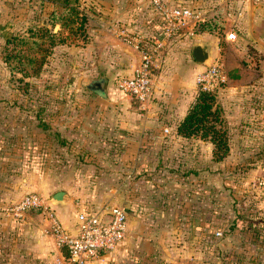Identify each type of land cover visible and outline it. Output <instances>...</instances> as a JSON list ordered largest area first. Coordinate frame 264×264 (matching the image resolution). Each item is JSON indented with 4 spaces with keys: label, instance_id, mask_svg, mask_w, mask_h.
I'll return each mask as SVG.
<instances>
[{
    "label": "rangeland",
    "instance_id": "rangeland-1",
    "mask_svg": "<svg viewBox=\"0 0 264 264\" xmlns=\"http://www.w3.org/2000/svg\"><path fill=\"white\" fill-rule=\"evenodd\" d=\"M170 1L193 6L200 0ZM213 1H217L215 12L206 18L213 27L201 30V37L193 42L206 44L210 62L219 57L223 63L226 80L211 93L224 120L228 154L215 161L205 140L199 151L184 150L177 141L172 150L144 155L151 158L152 154V159L163 162L139 170L136 176L131 168L118 167L116 180L120 109L114 103L118 101V57L111 43L118 39V27L107 24L108 14L98 6L99 0H0V169L9 170L12 180L24 174L30 181L36 174L48 197L27 193H37L53 208L50 196L54 189L67 188L65 180L74 186L81 183L85 198L97 196L90 205L109 202L127 210L129 233L131 224L157 226L153 239L166 241L188 257L196 256L202 264H264V187L259 185L264 177V124L252 127L254 121L244 118L228 121L226 104L220 102L232 95L228 90L231 78L255 80L258 72L243 75L233 73L239 68L228 70L248 64L241 54L222 49L244 41V30L227 19L223 8L229 0H204V4ZM81 15L86 16L83 23ZM61 19L70 22L61 26ZM191 50L189 44L185 53L189 57ZM20 51L34 57L44 55L42 67L37 70V66L20 63ZM251 56L252 68L259 69L260 57ZM109 65H113L111 70ZM205 67L200 64L196 74ZM101 76L110 77L112 85L106 81L105 87L113 103L83 86ZM196 88L199 92L197 84ZM128 100L127 110L142 117L154 103L153 99L143 109L135 98ZM194 139L200 140L195 136L190 142ZM147 195L151 200L145 199ZM23 196L0 205V217L17 223L34 212L40 217L42 235L49 237L39 212L28 210L19 215L12 210ZM1 234V245V240L11 242L9 232ZM6 254L0 249V257Z\"/></svg>",
    "mask_w": 264,
    "mask_h": 264
},
{
    "label": "crops",
    "instance_id": "crops-1",
    "mask_svg": "<svg viewBox=\"0 0 264 264\" xmlns=\"http://www.w3.org/2000/svg\"><path fill=\"white\" fill-rule=\"evenodd\" d=\"M216 2L213 1V4L207 5L204 4V0H200L194 3L193 6L206 12V18H208L215 12ZM98 6L107 12L105 13L108 14L105 15L107 24L116 26V29L117 27L118 29L126 28L128 32L146 39L150 47L154 46L159 26L151 16L149 0H99ZM223 9L228 20L237 22L238 30L243 28L245 39L236 42V44L228 41L229 44H226L227 46L222 47V49L229 50L230 53L233 52L232 54L235 55L241 54L244 60L248 62L246 65L248 68L246 66L242 68L240 64H236L229 67L228 70L239 68L233 73L243 75L247 71L255 70L258 72L256 74L258 78L244 81L231 78L228 82V90L232 95L227 97L224 102L222 100L220 102L222 105L226 104L228 121L234 122L244 118L249 123L254 121L252 127H258V125L264 124V10L254 5L251 0H234L233 2L229 0ZM200 37L199 34L193 37L184 36L179 40L166 41L164 47L154 55L151 69L153 81L151 103H153V99L154 103L152 104V110L146 112L143 117L133 109L127 110L129 109L128 99L131 97L121 92L117 87L118 79H116L118 101H114V103L118 102V109H120L118 110V128L116 129L118 149L114 158L117 171L116 180H118V167L121 170L131 168L135 173L133 176H136L139 174V170L163 162L159 159H152V154L151 158L147 156L144 158V155L149 153L148 156H150V153L172 150L173 143L177 141H181L184 150L191 148L196 151L205 142L211 156L212 143L209 141L203 142L201 139H194V143H192L190 138L182 137L177 132L178 124L185 117L198 94L194 77L200 69V64L194 59L192 50L194 43ZM195 39L196 41L193 42ZM209 40L214 43L213 40ZM245 40L246 43L244 44ZM111 44L114 46V55L118 57V63H116L118 64V78L132 76L139 63L140 52L125 44L119 35L118 39H115ZM189 44H192L190 57L185 54ZM90 47L91 44L87 48ZM249 50L251 52H248ZM251 53L260 57L257 60L259 69L252 68L255 63L252 61ZM111 67L113 65H109L108 70H111ZM107 82L112 85L110 77L107 78ZM240 91H242V95H238ZM112 98L102 99L105 102L113 103ZM65 183L67 188L54 189L50 199L57 191L66 193L64 203L53 206L59 220L72 233L76 230L78 212L100 210L111 205L108 202L109 204L107 203L105 206H92L90 203H95L96 195L87 199L81 193L84 189L81 183L77 186H74L69 180H65ZM31 191L48 197L43 188V183L36 174L32 175L30 181H27V176H24V174L22 176L20 174L17 180H12L9 178V170L5 168L0 171V205L17 200ZM145 199L147 201L151 200L148 195ZM135 210H137V207ZM125 211L127 212L126 209ZM10 222L11 220L0 217V235H2L1 231L5 234L9 232L11 239V242H6V240L2 242L1 240L0 249H4L7 254L0 257V262L70 264L65 249L58 247L51 237L42 235V224L39 215L28 212L21 222ZM156 230H159V227L131 224V232L115 251L101 255L87 264H202L201 259L196 256L193 257L191 254L188 257L185 251L169 247L166 241L153 239L151 234ZM12 234L17 236L13 237Z\"/></svg>",
    "mask_w": 264,
    "mask_h": 264
},
{
    "label": "built area",
    "instance_id": "built-area-1",
    "mask_svg": "<svg viewBox=\"0 0 264 264\" xmlns=\"http://www.w3.org/2000/svg\"><path fill=\"white\" fill-rule=\"evenodd\" d=\"M264 10V0H251ZM152 17L159 26L153 47L140 35L118 29L122 41L140 52V60L132 76L120 77L117 87L127 96L138 101L143 109L152 102L153 81L151 69L154 55L166 41L193 37L201 34L200 25L207 22L206 12L185 3L170 0H149ZM234 38L235 33L229 34ZM226 80L223 63L219 57L195 76L200 91L213 92ZM264 187V177L259 180ZM19 215L28 210L39 212L45 221V232L55 244L68 253L70 264H87L101 255L115 251L129 235L127 212L118 205H108L100 210L80 211L76 217V230L70 232L59 220L52 206L46 204L37 193H27L12 208Z\"/></svg>",
    "mask_w": 264,
    "mask_h": 264
},
{
    "label": "trees",
    "instance_id": "trees-1",
    "mask_svg": "<svg viewBox=\"0 0 264 264\" xmlns=\"http://www.w3.org/2000/svg\"><path fill=\"white\" fill-rule=\"evenodd\" d=\"M73 9L74 8L70 7L68 10L73 11ZM80 19L83 23L86 20V16L81 15ZM61 20V26H66L70 22L65 19ZM212 27L213 26L206 22L200 25V30H208ZM17 58L19 62H23L24 65L37 66V70L42 67L43 61L45 60L44 55H41V57H34L32 55H26L21 51L18 52ZM223 123L224 120L221 118L220 110L215 105V96L211 92L199 90L187 114L178 124L177 132L185 138L196 136L201 140L212 143L213 149L211 151V156L215 161H220L224 159L229 152L228 135L226 129L223 127ZM66 254L68 257L67 251Z\"/></svg>",
    "mask_w": 264,
    "mask_h": 264
},
{
    "label": "water",
    "instance_id": "water-1",
    "mask_svg": "<svg viewBox=\"0 0 264 264\" xmlns=\"http://www.w3.org/2000/svg\"><path fill=\"white\" fill-rule=\"evenodd\" d=\"M192 55L194 59L202 64V65H208L210 63V56L208 49L206 48V44L204 43H195L193 45ZM106 78L101 76L95 79L87 80L83 83V86L87 88L92 93H95L96 95L107 98V91H106ZM66 196V193L64 191H57L54 193V195L51 197L50 202L55 204H62L64 203V198Z\"/></svg>",
    "mask_w": 264,
    "mask_h": 264
}]
</instances>
